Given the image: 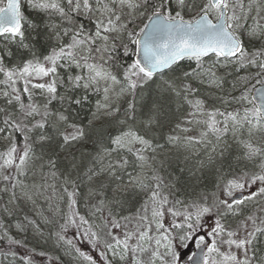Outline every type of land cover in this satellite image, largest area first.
I'll list each match as a JSON object with an SVG mask.
<instances>
[{
  "label": "snow or ice",
  "instance_id": "1",
  "mask_svg": "<svg viewBox=\"0 0 264 264\" xmlns=\"http://www.w3.org/2000/svg\"><path fill=\"white\" fill-rule=\"evenodd\" d=\"M253 10L259 20L248 25ZM260 21L264 0H0V194L8 197L0 243L26 248L12 228L40 233L41 222H52L37 207L41 198L51 204V191L67 206L52 208L56 238L86 264H183L181 249L191 242L202 253L196 264H264V206L260 214L247 207L264 198ZM184 61L190 70L177 71ZM222 68L246 74L229 91ZM89 94L101 98L85 125L74 110ZM165 146L176 164L167 182L156 166ZM231 155L243 170L217 184L227 198L217 191L191 203L175 198L188 186L185 174L199 180ZM253 185L257 191L234 198ZM82 186L96 200L91 220L76 211ZM136 196L135 215L117 213ZM29 205L39 221L18 218ZM69 228L98 258L66 239ZM3 255L10 264H43L36 257L45 252L9 247Z\"/></svg>",
  "mask_w": 264,
  "mask_h": 264
},
{
  "label": "trees",
  "instance_id": "2",
  "mask_svg": "<svg viewBox=\"0 0 264 264\" xmlns=\"http://www.w3.org/2000/svg\"><path fill=\"white\" fill-rule=\"evenodd\" d=\"M94 2V0H93ZM255 8V6H253ZM255 10L250 12L248 15L251 17V19H248L247 22L248 25L254 24L256 20H259L258 16L254 13ZM27 14L31 16L33 19L39 20L40 17L37 13L32 12V10H27ZM81 22L86 26L88 30H92L93 25L86 19L81 18ZM261 23H264V21H260ZM245 44L251 46L249 43L247 37H244ZM255 43V42H252ZM127 58H123V62H126ZM177 67V71H184V70H190V64L188 61L181 62V64ZM253 73H255L256 69L251 70ZM228 73H231L229 75ZM219 74L224 75L226 78L227 83H225L224 87L226 90H231V83L237 76H244L246 73L244 71H241L239 73L233 72L232 68L228 69H220ZM255 83V81H253ZM251 88V85L249 86ZM238 95V93H235ZM90 99L86 103V105L79 109L78 113L75 112L74 114H77L79 117V122L87 125L88 119L91 118L92 112L95 111V105L98 99L101 98V96L95 95V94H89ZM231 110V109H230ZM106 132L108 130H113L112 126L105 125ZM163 132H168V127L165 126L163 129ZM195 133H189V135H193ZM156 137V140L159 141V143L164 144V140L160 139V133L157 132L154 134ZM95 137H93L94 139ZM86 148H91V144H87L85 146ZM228 163L232 164V168L228 167ZM156 166L159 169V174L161 177L164 178V180L167 182L169 180V177L171 176L173 179H175L176 172L174 171L176 164H175V152L174 150L170 151L168 146H165L163 150H158L157 152V160H156ZM220 167V170L217 169H205L203 172L198 173L197 175L200 177L199 180H194L191 177L186 176V183L188 184L187 187L182 188V190L179 192L178 197L181 200H185L188 203H191L192 200L197 199L202 193L211 194L213 191L217 190L216 184L219 183L221 186L223 185V182L221 178L223 177V180H229L233 179L235 176H238L240 174L237 169L243 170V164H237L235 155H231L228 157V161L225 162ZM88 189L85 186H82L80 189L81 195L77 198V205H76V211L80 213V215H84L86 219L91 220V206L96 203L95 199L89 200L87 193ZM2 195V200H0V207L3 206L4 203L7 202V195ZM47 195L52 197L51 204H49L48 201L38 202L37 206H39L40 210L43 211L44 216L48 218L51 223H40V233H37L32 227H28L26 232L23 233H17L15 228H12V234L16 236L17 239H20L25 245L26 248H19L16 245L9 246L6 243H0V264H10V261H12L11 256L5 257L3 253L7 252L9 247H11L12 251H17L18 254H23L27 249H35L37 252L43 251L45 252L44 257H36L37 260H42L43 264H51V260H55L59 262L60 264H72V260L75 258V262H78V264H86L80 257L77 256V254L74 252V250L66 249L68 250V255L65 254V256H60L59 253H61L68 245H66L63 241H58L56 238L55 233L59 230V225L56 223V221L60 220V216L55 215L52 211V208L59 207L62 213L67 212V206L63 201H58L56 199V194L52 193L51 191L47 193ZM129 197L130 203L127 204L125 207L117 208L116 211L122 216H131L132 214H136L139 210V207L141 205V197ZM173 197H170L172 199ZM29 215L30 218L37 219L39 221V216H33V214L28 210L24 209V211L20 214L18 217L19 219H23L24 214ZM107 214V211H105ZM6 217H0V220H5ZM17 218H12L11 223H15ZM178 219V218H177ZM84 227H87L85 225ZM95 230V229H93ZM83 232V228L80 229V233ZM69 236L71 240L75 244L79 246V248L84 251L86 254L94 255V250L92 249V246L84 239L80 238V234L77 233V229L75 228H69L67 233H65V237ZM16 264H20V261L17 259Z\"/></svg>",
  "mask_w": 264,
  "mask_h": 264
},
{
  "label": "rangeland",
  "instance_id": "3",
  "mask_svg": "<svg viewBox=\"0 0 264 264\" xmlns=\"http://www.w3.org/2000/svg\"><path fill=\"white\" fill-rule=\"evenodd\" d=\"M247 5V4H246ZM246 11H247V9H246ZM137 24H140L141 22L140 21H137L136 22ZM131 27V26H130ZM218 184V183H217ZM217 184H216V186H217ZM223 187V185L221 186V188ZM258 187H259V185H253V186H251V187H249V188H246V190H248V195H250L252 192H254L255 190H252V188H255L256 190L258 189ZM217 192H218V194H220L221 195V198H227V197H224L223 196V194L221 193V192H219V190L217 189L216 190ZM238 191H236L235 193H237ZM141 197V196H140ZM139 197V198H140ZM141 200H142V197H141ZM40 201H43V198H41L38 202H40ZM261 206H264V198H258L257 199V201H253V202H250L249 204H248V210H249V213H257V214H260L259 212H258V209H259V207H261ZM38 208H39V206H37ZM26 209H28L31 213H32V211H31V205H29L28 206V208H26ZM139 209H140V207H139ZM139 211V210H138ZM104 215L105 216H107V214L104 212ZM133 215H135V214H132L131 216H133ZM130 216V217H131ZM178 220V222H180V218H178L177 219ZM122 223L124 222V221H121ZM134 225L133 224H129V228H132ZM66 239H70L69 238V236H66ZM76 247H79L77 244H76ZM261 247H264V245H261ZM66 249H69V247L67 246L61 253H59L60 254V256H65V254L66 255H68V253H70V252H68V250H66ZM94 254H95V256H96V258H98V250L97 251H94ZM94 256V255H93ZM76 259V258H75ZM75 259L74 260H72V264H78V262H75ZM144 259H145V261L147 260V256H145L144 257ZM51 264H60L59 262H57V261H55V260H51V262H50Z\"/></svg>",
  "mask_w": 264,
  "mask_h": 264
},
{
  "label": "flooded vegetation",
  "instance_id": "4",
  "mask_svg": "<svg viewBox=\"0 0 264 264\" xmlns=\"http://www.w3.org/2000/svg\"><path fill=\"white\" fill-rule=\"evenodd\" d=\"M251 13H252V11H250ZM252 190H254V188H252ZM240 191H238L237 193H239ZM240 193H242L244 196L245 195H248V190H244L243 192H240ZM194 249H196V247H195V243L194 242H191L190 244H189V246H188V248H186V249H182V252L184 253V258L186 257V256H190L192 253H193V250Z\"/></svg>",
  "mask_w": 264,
  "mask_h": 264
},
{
  "label": "water",
  "instance_id": "5",
  "mask_svg": "<svg viewBox=\"0 0 264 264\" xmlns=\"http://www.w3.org/2000/svg\"><path fill=\"white\" fill-rule=\"evenodd\" d=\"M234 198H242V195H237V196H235ZM194 253H195V256L193 257V259H192L191 261H189V260H188V257H187V258H184L183 263H187V264H196V259H197L198 257H200V256L202 255V253H201L200 250H198V249H196V250L194 251ZM194 253H193V254H194ZM193 254H192V256H193Z\"/></svg>",
  "mask_w": 264,
  "mask_h": 264
},
{
  "label": "bare ground",
  "instance_id": "6",
  "mask_svg": "<svg viewBox=\"0 0 264 264\" xmlns=\"http://www.w3.org/2000/svg\"><path fill=\"white\" fill-rule=\"evenodd\" d=\"M254 13L256 14V11H254ZM256 16H257V14H256Z\"/></svg>",
  "mask_w": 264,
  "mask_h": 264
}]
</instances>
